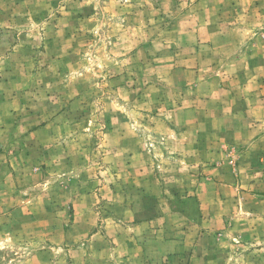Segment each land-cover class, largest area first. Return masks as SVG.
<instances>
[{"label": "rangeland", "instance_id": "374dc122", "mask_svg": "<svg viewBox=\"0 0 264 264\" xmlns=\"http://www.w3.org/2000/svg\"><path fill=\"white\" fill-rule=\"evenodd\" d=\"M0 264H264V0H0Z\"/></svg>", "mask_w": 264, "mask_h": 264}]
</instances>
